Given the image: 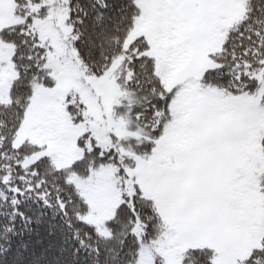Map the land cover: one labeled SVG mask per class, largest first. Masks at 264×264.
<instances>
[{
	"label": "snow or ice",
	"instance_id": "snow-or-ice-1",
	"mask_svg": "<svg viewBox=\"0 0 264 264\" xmlns=\"http://www.w3.org/2000/svg\"><path fill=\"white\" fill-rule=\"evenodd\" d=\"M0 264H264V0H0Z\"/></svg>",
	"mask_w": 264,
	"mask_h": 264
}]
</instances>
